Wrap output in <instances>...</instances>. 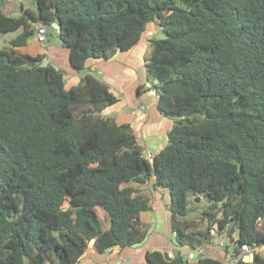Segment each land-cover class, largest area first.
I'll use <instances>...</instances> for the list:
<instances>
[{"label":"trees","instance_id":"16d2710c","mask_svg":"<svg viewBox=\"0 0 264 264\" xmlns=\"http://www.w3.org/2000/svg\"><path fill=\"white\" fill-rule=\"evenodd\" d=\"M2 1L0 34H17L0 49V264H74L90 244L142 243L140 214L152 205L139 186L151 177L169 190L171 232L197 255L151 250L146 264H224L199 254L211 229L235 255L264 246V0H33L36 12L20 5L18 16ZM34 23L59 25L79 72L155 24L163 36L150 39L148 88L172 126L152 161L129 122L103 113L119 100L107 84L87 72L66 87L60 68L40 66L46 53L17 49ZM189 192L207 198L204 227L188 216Z\"/></svg>","mask_w":264,"mask_h":264},{"label":"crops","instance_id":"0c3cea01","mask_svg":"<svg viewBox=\"0 0 264 264\" xmlns=\"http://www.w3.org/2000/svg\"><path fill=\"white\" fill-rule=\"evenodd\" d=\"M147 29L148 25L145 34H142L138 43L131 49L118 50L108 59H87L82 72L70 66L66 48L55 47V51L49 52L44 50L43 46L37 43L34 38L33 41L38 45L34 54L46 53L51 62L63 71L66 87L77 84L80 77L87 72L107 84L119 100L103 110V113L113 114L118 123L129 122L135 131L138 142L143 148L145 147L144 151L156 153L166 144V132L172 126V120L159 112L156 90L148 88L150 83L147 81L146 60L148 58L147 51H150V39L153 35L151 29L149 28V31ZM17 49L22 52L20 47ZM58 53H63L67 57L68 66L65 67L66 69L62 68L63 64L58 62ZM139 85H142V88L141 92L137 93ZM153 181L154 177H151L144 185L139 186L140 191L149 197L152 205L151 211L140 214L141 221L148 225V234L145 240L135 246H127L122 249L112 248L103 252L96 250L93 244H90L80 260L74 264H118L120 262L123 264H146L145 254L147 251L170 252L176 247L172 242L174 233L171 232V213L168 204L163 201L162 191L153 188ZM193 197L195 196L193 195ZM102 219L104 220V216ZM103 228H107V223L103 225ZM213 234L215 232L211 229L210 242L201 248L200 253L203 256L218 258L224 264L229 260L236 264L242 254L235 255L233 253L231 238L223 233L225 234L224 238L214 243L211 241ZM179 248L180 251L189 253V249L186 247L180 246ZM194 254L196 253H193V256Z\"/></svg>","mask_w":264,"mask_h":264},{"label":"rangeland","instance_id":"374dc122","mask_svg":"<svg viewBox=\"0 0 264 264\" xmlns=\"http://www.w3.org/2000/svg\"><path fill=\"white\" fill-rule=\"evenodd\" d=\"M20 5L23 6V9H27L29 11L36 12L35 4L33 0H3L2 1V8L3 11L10 16H18L21 13V8ZM39 23H34L33 26L34 28H37V25ZM56 24L51 23L46 25V41L45 45H42L44 50L47 51H55V47H63L61 45L60 38L58 36L57 28L55 26ZM148 29H151L150 31L152 32V38H161L163 34L160 31H156V26L154 23H148ZM146 31V32H147ZM149 33V32H147ZM17 34V32H7V33H2L0 34V49H6L10 47L9 40L14 37ZM145 34V33H144ZM34 37L29 38L27 42V47H20V50L22 52L28 53V54H34L36 52V48H38V45L33 41ZM64 48V47H63ZM147 56L149 57V51H147ZM58 62L62 63L61 65L62 68L66 69L65 67L68 66L67 63V57L64 56L63 53H58ZM145 148V147H144ZM145 150V149H144ZM159 190L162 191L163 193V201L165 204H169L170 202V196H169V190L167 187H159ZM188 207H189V218L193 221H195L199 227H204L206 225L205 220L202 218V212L207 204V198L204 195L200 196V200H195L193 197V193L189 192L188 194ZM106 216H104V220L102 219L103 225L107 223L108 226V220H106ZM107 221V222H106ZM105 222V223H104ZM223 233H215L211 236V241L216 243L220 241L221 238H224ZM171 252V251H170ZM168 252V254L170 253ZM261 254H264V248H262L259 251ZM188 252H184V255L186 256ZM202 255V253H199ZM171 256L172 253H171ZM195 260V257H191L190 262L193 263ZM227 264H233L232 261L226 262Z\"/></svg>","mask_w":264,"mask_h":264},{"label":"built area","instance_id":"2783aa9c","mask_svg":"<svg viewBox=\"0 0 264 264\" xmlns=\"http://www.w3.org/2000/svg\"><path fill=\"white\" fill-rule=\"evenodd\" d=\"M34 39L37 43L41 44V45H45V41H46V25L39 23L37 25V28L35 30V34H34ZM144 155L147 159H149L150 161H152L153 159V153L151 151H144ZM262 249V246L259 247H250L246 244H243L240 248V252L239 254H243L244 252H248V251H253L255 252H259ZM169 257L171 256V252L168 254ZM191 257H193V253L189 252L187 253V255H184V258L187 259L188 261H190ZM118 264H123V262H120Z\"/></svg>","mask_w":264,"mask_h":264},{"label":"water","instance_id":"95a60500","mask_svg":"<svg viewBox=\"0 0 264 264\" xmlns=\"http://www.w3.org/2000/svg\"><path fill=\"white\" fill-rule=\"evenodd\" d=\"M55 26H56L57 29H59V25L58 24H56ZM49 64H51L56 69L59 68L56 64L52 63L50 58L46 55L43 58V61L40 63V66H47ZM172 242L175 244L176 247L171 250V253H172L173 256H176V255H178V253L180 251V248H179L180 244H179V242L177 241V239L174 236L172 237ZM163 253L166 256L168 255V251H164ZM196 255L197 254H194L193 257H196ZM253 257H254V252L253 251L244 252L242 254V260L244 262H246L247 264H251V262L253 261Z\"/></svg>","mask_w":264,"mask_h":264}]
</instances>
